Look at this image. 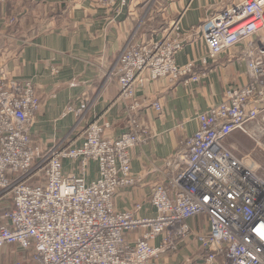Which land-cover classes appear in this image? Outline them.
<instances>
[{
	"label": "built area",
	"instance_id": "obj_1",
	"mask_svg": "<svg viewBox=\"0 0 264 264\" xmlns=\"http://www.w3.org/2000/svg\"><path fill=\"white\" fill-rule=\"evenodd\" d=\"M138 1L95 3L113 10ZM199 31L206 47L202 65L247 43L248 82L227 87L221 102L197 116V130L180 141L182 166L168 161L166 183L151 191L155 215L148 218L138 217L139 205L115 210L113 200L135 182L131 151L151 138L132 114L139 108L136 87L147 79L188 85L204 77L195 62L176 64L183 47L179 21L147 44L130 39L120 52L118 100L127 106L129 131L118 138L104 137L110 126L97 119L82 130L80 145L76 139L35 145L31 125L39 97L30 82L10 79L0 64V250L24 251V258L7 264H151L190 237L205 252L202 264H264V174L224 145L235 131L255 143L264 134V0L231 5ZM64 160L78 174L64 175ZM90 163L98 173L87 183ZM194 218H202L206 229L193 231L188 221ZM130 232L139 234L134 243L126 238Z\"/></svg>",
	"mask_w": 264,
	"mask_h": 264
},
{
	"label": "crops",
	"instance_id": "obj_2",
	"mask_svg": "<svg viewBox=\"0 0 264 264\" xmlns=\"http://www.w3.org/2000/svg\"><path fill=\"white\" fill-rule=\"evenodd\" d=\"M241 1L139 0L113 10L97 5L95 0L1 3L0 64L6 67L10 79L30 82L40 100L31 125L32 139L46 148L74 138L80 145L82 130L97 119L110 126L104 132L106 138H118L129 131L127 106L118 100V56L130 39L133 44H147L161 38L173 22L179 21L183 47L176 54V64L195 62L196 72L204 77L200 83L188 85L147 79L136 87L134 100L139 108L132 114L151 138L131 151L130 174L135 182L121 187L113 200L117 211L139 205V218L153 217L151 191L155 185L166 183L168 161L182 166L178 162L183 155L180 141L197 130V116L221 102L227 87L248 82L243 59L247 43L201 64L206 56L201 23ZM68 108L74 111L68 112ZM237 134L240 132L230 136ZM237 137L242 141V134ZM259 139L264 147V134ZM249 149L253 165L263 175L264 151L252 144ZM62 171L64 175L78 174L68 160L63 161ZM97 173V164L90 163L86 182H92ZM203 223L202 218H194L188 226L193 231L203 230ZM138 235L130 232L126 238L134 243ZM199 248L190 237L177 251L166 252L151 264H196ZM17 249L6 247L3 256L7 254L9 260L2 264L24 258Z\"/></svg>",
	"mask_w": 264,
	"mask_h": 264
},
{
	"label": "rangeland",
	"instance_id": "obj_3",
	"mask_svg": "<svg viewBox=\"0 0 264 264\" xmlns=\"http://www.w3.org/2000/svg\"><path fill=\"white\" fill-rule=\"evenodd\" d=\"M131 3H133V2H128L125 6H127V5H129ZM125 6H123V7H125ZM120 8H122V7H120ZM14 81H16V80H14ZM240 134H242V136H243L242 141H240L241 140L240 137H237ZM240 134L232 135L230 137L228 136L229 138L227 137L226 140L224 141L225 147H227L235 156H237L240 159H243V158H248L250 160H252V158L254 159V157L249 153V150H250L249 148H250L251 144L253 146H255V148H257L258 151H264V147L261 145V140L260 139L256 140V143H255L253 140H251L245 134H243L241 132H240ZM74 139H76V141H77V138H74ZM72 141H70L68 143L66 142L65 144H70ZM33 142L35 143V145H37L39 147H43V146L40 145V143L35 142L34 139H33ZM203 227H204L203 229L205 230L206 229V222L205 221L203 223ZM197 231L199 232V230H197ZM193 240H195V239L193 238ZM17 248H18L17 250L19 251V255H22L24 253V251L18 246H17ZM13 254H14V257H15L16 253L13 252ZM189 254H192V251ZM7 256H8L7 254L6 255L4 254V256H2V250H0V264L3 263L4 261L9 260V258H7ZM15 260H18V259H14L13 258V261H15ZM155 262H157V261H155Z\"/></svg>",
	"mask_w": 264,
	"mask_h": 264
},
{
	"label": "trees",
	"instance_id": "obj_4",
	"mask_svg": "<svg viewBox=\"0 0 264 264\" xmlns=\"http://www.w3.org/2000/svg\"><path fill=\"white\" fill-rule=\"evenodd\" d=\"M8 247H10V246H8ZM5 248H6V247H5ZM5 248L2 249V256H3V252H4V249H5ZM204 256H205V252H204L202 249L199 248V249L197 250V252L195 253V257H196V258H195V263H196V262L198 263L199 261L202 262ZM197 263H196V264H197ZM1 264H2V263H1Z\"/></svg>",
	"mask_w": 264,
	"mask_h": 264
}]
</instances>
